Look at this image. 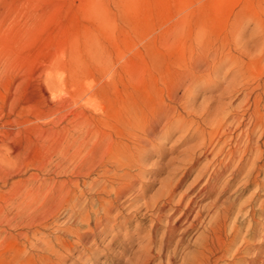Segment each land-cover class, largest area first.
<instances>
[{
	"label": "rangeland",
	"instance_id": "1",
	"mask_svg": "<svg viewBox=\"0 0 264 264\" xmlns=\"http://www.w3.org/2000/svg\"><path fill=\"white\" fill-rule=\"evenodd\" d=\"M260 27L264 29V0H0V264L15 263L19 250L30 253L42 238L57 243L56 236L63 240L57 249L70 255L66 264H139L155 235L151 263L161 264L175 254L174 264H183L197 250L196 238L206 233L209 213L216 210L211 203L227 184L222 199L235 200L238 209L243 205L241 219L251 207L259 209L264 191L253 197L254 185L237 191L242 182L231 179L230 171L206 186V174L189 195L195 199L193 209L203 212V225L186 233L183 221L175 240L161 248L164 227L155 233L152 217L140 206L180 183L178 199L213 157L198 148L199 127L207 126L198 115H193V127L188 122L161 132L143 165L118 169L130 173L133 189L120 204L134 219H116L114 213L101 233L93 219L91 224L83 221L80 208L70 211L66 195L71 188L85 189L77 196L92 218L96 211L103 214V199L116 201L114 194L89 188L111 184L105 170L115 168L109 159L118 143L112 138L120 140L124 117L141 106L145 125L152 126L147 121L156 116L159 100L168 102L174 90L184 93L181 80L203 49V55L222 49L223 64L193 92L196 110L207 104L211 110L219 103L237 106L244 94L224 93L235 74L231 64L248 60L242 45L252 47ZM251 68L242 84L256 87L263 72ZM203 187L206 191L199 193ZM263 232L261 227L257 239ZM255 244L247 255L228 256L222 263L240 259L248 264ZM81 254L83 261L77 259Z\"/></svg>",
	"mask_w": 264,
	"mask_h": 264
},
{
	"label": "bare ground",
	"instance_id": "2",
	"mask_svg": "<svg viewBox=\"0 0 264 264\" xmlns=\"http://www.w3.org/2000/svg\"><path fill=\"white\" fill-rule=\"evenodd\" d=\"M240 41L241 38L238 37V44H240ZM253 44L252 47H248L246 43L242 45L243 49L241 52L249 58L247 61L241 58L237 59L235 62L233 60L231 66L233 65L235 67V74L224 91L225 94H244L242 101L237 106H234L233 103H219V105L211 110L212 106L207 104L202 110H199V112L196 110L194 99L196 94L193 92L202 84L210 82L212 75L218 72L219 67L223 64V59L221 57L222 49L218 48L213 52H207L206 55L202 54L203 52L205 53L203 49V51L199 53V61L192 65L191 68H188L189 74L186 76V80H181V85L185 86L184 93L179 94L178 90H174L171 93L168 102L164 101V99L159 100L163 101L162 105H160V109H158L154 118H149L150 120L147 121L154 123L152 126L149 127L145 125L146 120L143 115V107L141 109V106L139 107L142 111L139 110V107H135L129 110L127 116L124 117L125 124L119 130L120 135L117 136L120 137V140L117 141L112 138V143H118V146L114 149L113 156L109 159L112 167L115 168H106L108 166L107 164L105 166L106 170L104 169L105 176L111 180V184L109 185L106 183L102 185L103 187L101 188H93L94 186L89 188V190H94V192L104 191L108 193V195L114 194L116 196V201L103 199L101 201V208L104 211L103 214L99 215L96 211L93 216L94 218H92L93 214L91 215L85 205L80 204L79 197L77 196V191L79 189L82 194H85V189L71 188L68 189L66 195L71 199L67 200V203L71 206L70 211H75L76 208H80L81 213H79L81 214L83 221L86 220V222H90L93 219L95 227L101 233L104 232V227L109 226L114 213V218L116 219L123 215H126V219H134L136 215H131V213L129 215L125 214L123 211L124 208L120 204V200L131 189H133L130 187L132 186V183L127 180L130 173H121L118 169L130 166L133 167L135 164L143 165L147 152L153 147L154 141L160 139L161 132H165V129H168V133H170V131H173L172 128L185 127L188 122L192 125L191 127H193V125L196 124L193 115L200 116L207 125L203 128L202 126L199 127L202 138L199 141L198 148H205V155L207 153H214L213 157L208 159L194 182L180 194L178 199L176 198L181 189L178 188L180 183L176 184L177 188H166L165 191H160L156 198L153 200H147L140 206L145 207L147 213L152 217V225L153 228L156 229V232L154 231L155 233L164 227L163 236L161 237H166V240H163L161 248L165 249L174 237H176V233L185 227V225H181L183 221H185L184 224H187V227L185 228L186 233H189L198 224L202 223L203 225V212L202 210L195 211V209H193L195 199L189 198V195L194 189V184L203 179L206 174H209L208 180L205 184L206 186L212 178L219 181L230 171L231 179L238 177L242 182L237 191L241 189L244 190L252 185L256 186V190L251 197L258 196L261 191H264V90L262 91V88L264 87L263 28H261L259 37L253 42ZM252 65L259 68L258 71L262 70L263 72L259 84L256 87H250L249 84H242L248 79ZM156 105H159V103ZM159 126L162 127L157 130ZM168 133H164V135L168 137L170 135ZM256 136L258 137L257 139ZM195 150H197V147ZM200 151H202V149ZM193 158L192 160H194ZM228 186L229 184L226 185V187ZM204 187L200 188L199 193L203 192V190L206 191L207 188ZM226 187L221 189L219 195L213 200V204L211 203V207H215L216 210H214L213 213H209L211 215L206 233L204 234L201 232L202 235L200 237L198 236L199 238H196L198 240L197 250L187 256L183 264H241L239 262L240 259H233L228 263H222V260H225L228 256L236 258L237 255L242 254L243 252H246L245 254L247 255L250 249H252V246L257 243L256 241L252 244L253 240L260 241L257 243L258 245L255 244L258 247L254 252L253 259L249 261L248 264H264V232L260 235V239H257L256 237V235L259 236L261 227L264 231V199L261 201L259 209L251 207L244 215H242L244 219H241L243 205H240V208L238 209L235 200L229 198L223 201L222 199L223 195L229 189ZM213 189L214 188L212 187L211 191H213ZM137 193H139V196L142 195L141 192ZM209 212H211V208ZM257 215L259 217H257ZM245 221H248V225L246 232L243 233V226H245L244 224L246 223ZM75 231L79 233L80 229ZM75 231H73V234ZM36 233L37 232H33L32 234L35 235ZM56 237L58 242L55 241L57 243H52L48 238H42L41 245L33 243V251L30 253L24 254L19 250L14 260L15 263L13 264H66L70 255H64L61 250L57 249L56 245L59 247L63 245V240L58 238L59 236ZM156 237L157 236L155 235V238ZM79 238L83 241L85 240L84 236L80 235ZM155 238H148L150 242L146 246L147 252L142 256L143 258L141 257L139 264H152L151 262L153 258L151 253L154 250L152 243ZM29 240H31V238H29ZM178 242L179 244L182 243L183 239L180 238ZM63 248L65 251L69 250V245H65ZM161 251L163 252V250ZM159 253L161 254V252ZM84 255L85 254L79 255L77 259L83 261ZM174 255L175 254L169 256L167 260L161 261V264H174ZM217 255L221 256L217 257ZM85 260L87 259L85 258Z\"/></svg>",
	"mask_w": 264,
	"mask_h": 264
}]
</instances>
